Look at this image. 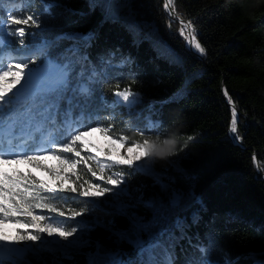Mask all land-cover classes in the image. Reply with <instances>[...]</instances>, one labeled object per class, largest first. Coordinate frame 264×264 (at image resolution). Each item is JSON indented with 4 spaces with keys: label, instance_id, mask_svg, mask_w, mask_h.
Returning a JSON list of instances; mask_svg holds the SVG:
<instances>
[{
    "label": "trees",
    "instance_id": "trees-1",
    "mask_svg": "<svg viewBox=\"0 0 264 264\" xmlns=\"http://www.w3.org/2000/svg\"><path fill=\"white\" fill-rule=\"evenodd\" d=\"M9 1L0 0V30L9 33L3 49H42L25 83L35 91L0 105V128L31 130L34 142L55 118V156L78 160L72 187L50 189L17 167L0 173V219L27 226L28 213L40 225L84 230L94 249L65 259L39 242L19 240L14 249L6 241L12 249L0 264H264V173L254 162L264 168V0H170L201 58L165 0ZM28 16L36 25L17 38ZM222 89L237 111L242 147L229 137L233 113ZM69 120L183 155L159 156L148 172L118 167L144 190L140 203L89 200L83 187L97 184L99 171L65 144L60 129Z\"/></svg>",
    "mask_w": 264,
    "mask_h": 264
},
{
    "label": "rangeland",
    "instance_id": "rangeland-1",
    "mask_svg": "<svg viewBox=\"0 0 264 264\" xmlns=\"http://www.w3.org/2000/svg\"><path fill=\"white\" fill-rule=\"evenodd\" d=\"M5 1L7 5L11 4L9 0ZM1 5L0 13H3ZM34 25H36L35 19L28 16L27 20L20 24L21 28L16 30L15 36L22 38L25 33L31 31L29 27ZM7 37H9V33L0 30V48H2L0 63L3 64V67L0 68V86L3 83L9 85L8 90L0 88V105H7L10 96L20 100L33 94L35 88H28L25 83H27L31 68L37 66L39 58L34 56L42 49V44H38L37 49L30 51H23L22 44L18 46V50H13L10 47L3 49L5 43H9ZM33 61H35L34 65L30 66ZM14 74H17L16 77L9 79L10 75ZM35 83L34 81L31 85ZM64 112L71 113L68 109ZM63 123L66 127L60 129V132H68L64 139L68 149L79 150L80 153L94 162L99 171V174L95 176L99 182L83 187L82 196L89 200L108 199L121 205L126 198H130L140 203L145 197L144 190L141 187H131L118 167L128 166L134 170L148 172L157 164L159 156L177 162L183 155V152H172L148 138L142 142H128L124 137H111L103 130L95 127L87 126L79 129V126L71 123L70 120ZM47 124L50 128H54V132L51 133L50 128L47 131L39 132L34 142H32L33 135H30L31 130L18 134L15 133L16 130L13 125L0 129V173L17 167L23 172L31 173L50 189L72 187L70 176L75 172L78 159L73 158L70 162L66 158L59 159L55 156L53 150L57 149L59 145L53 139L57 136L56 133L59 129L55 118L48 119ZM22 158L24 161H21ZM30 163H34L38 167L44 166L53 172L50 174ZM257 170L259 173H264V168ZM178 197V193L174 191L171 201L176 203ZM25 214L29 218V225L27 226L0 219L1 255L8 253L10 248L12 249V245H7L8 241L13 242L14 249H17L16 245H19V240L39 242L58 249L61 257L65 259H69L70 252L89 255L94 249L86 231L67 233L63 229L47 223L40 225L37 217L28 213Z\"/></svg>",
    "mask_w": 264,
    "mask_h": 264
},
{
    "label": "water",
    "instance_id": "water-1",
    "mask_svg": "<svg viewBox=\"0 0 264 264\" xmlns=\"http://www.w3.org/2000/svg\"><path fill=\"white\" fill-rule=\"evenodd\" d=\"M166 1L165 0V11H166V14L168 15L170 21L172 22H177L181 28H183L184 26H188V28L190 29V25L189 23L185 22L184 20H182L180 17H178L173 9H172V13L169 14L167 12V9H166ZM170 2V0H169ZM194 37V36H193ZM195 39V38H194ZM196 41V40H195ZM197 45L199 46V49H200V52H195V51H192L190 50L192 53L196 54L199 58H201L202 56V51H201V48H200V45L198 44V42L196 41ZM189 50V49H188ZM222 94H223V98L224 100L226 101V104L230 107V109L232 110V113H233V117H232V120H231V123H234V129H233V135L229 134V137L230 138H233L236 142V144H238L240 147H242V144L241 142L238 140V138L236 137V134H235V130H236V122H237V111L234 109V107L232 106V102L230 100V98L228 97V95L226 94V92L224 91V89H222ZM254 161H256L255 157H254Z\"/></svg>",
    "mask_w": 264,
    "mask_h": 264
},
{
    "label": "bare ground",
    "instance_id": "bare-ground-1",
    "mask_svg": "<svg viewBox=\"0 0 264 264\" xmlns=\"http://www.w3.org/2000/svg\"><path fill=\"white\" fill-rule=\"evenodd\" d=\"M170 2L169 0L166 1V9H167V12L169 14L172 13V9H170V6H169ZM181 36L184 38V40L186 41V43L188 44V46L195 52H200V49H199V46L197 45L194 37L192 36L190 30L188 28H186V26H184L183 28H181ZM17 75V74H16ZM16 75H10L9 79L12 77V78H15ZM0 88L2 90H8L9 89V85L7 83H3ZM232 125V128H231V131H230V134L233 135V129H234V123L231 124Z\"/></svg>",
    "mask_w": 264,
    "mask_h": 264
},
{
    "label": "built area",
    "instance_id": "built-area-1",
    "mask_svg": "<svg viewBox=\"0 0 264 264\" xmlns=\"http://www.w3.org/2000/svg\"><path fill=\"white\" fill-rule=\"evenodd\" d=\"M255 162V165L257 166V169H259V166L256 164V161ZM262 178L264 179V176L262 175Z\"/></svg>",
    "mask_w": 264,
    "mask_h": 264
}]
</instances>
